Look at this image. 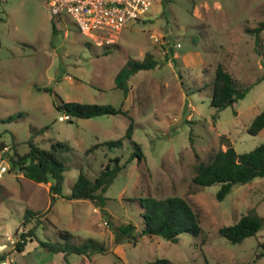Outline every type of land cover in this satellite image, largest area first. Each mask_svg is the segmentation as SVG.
I'll use <instances>...</instances> for the list:
<instances>
[{"label": "rangeland", "instance_id": "1", "mask_svg": "<svg viewBox=\"0 0 264 264\" xmlns=\"http://www.w3.org/2000/svg\"><path fill=\"white\" fill-rule=\"evenodd\" d=\"M259 22H264V0H152L136 20L103 37L81 33L67 15L52 17L44 0H0V119L22 115L0 122V165L6 168L0 177V255L6 253L3 257L13 264H143L152 258L168 264H264L259 245L264 226L236 244L217 232L248 211L264 219V177L234 184L220 201L215 199L219 184L190 183L194 166L217 150L231 146L244 153L264 145V128L255 135L246 132L251 119L264 111V31L257 42L251 32ZM147 52L162 64L130 76L124 95L114 87V74ZM217 63L236 88L249 87L220 110L209 105ZM60 101L109 104L126 110L130 119L115 114L60 121L58 116L65 115L55 107ZM129 122L130 139L139 145L150 181L140 178L133 159L103 193L106 214L88 201L67 200L80 170L93 179L108 159L117 156L123 162L133 151L124 138ZM29 138L42 149L54 141L69 146L57 151L65 170L61 196L53 200L48 184L26 179L8 162V147L15 144L18 153H25ZM114 139L121 145L84 153ZM167 196L187 201L198 217L199 236L181 233L171 242L140 235V208L126 199ZM26 209L47 211L35 228L37 239L53 242L57 230H65L71 243L92 238L106 253L69 254L64 261L34 240L18 253L14 246L26 231L19 225ZM120 224L133 226L135 241L113 243L112 228Z\"/></svg>", "mask_w": 264, "mask_h": 264}, {"label": "trees", "instance_id": "2", "mask_svg": "<svg viewBox=\"0 0 264 264\" xmlns=\"http://www.w3.org/2000/svg\"><path fill=\"white\" fill-rule=\"evenodd\" d=\"M53 30L54 26L52 25ZM264 31V22H259L253 29L252 33L256 34ZM261 50L259 45L258 51ZM172 54L171 49L164 53V63ZM151 53H145L140 60L126 61L114 74V87L119 88L126 95L128 86L127 81L130 76L141 70H151L161 65ZM264 79V72L261 76ZM249 87L236 88L234 79L217 63L212 71L211 94L209 105L220 110L227 106H232L238 99H241ZM44 91L50 92L49 89ZM55 107L62 110L65 115L73 118H92L102 115L122 114L129 118L126 110L120 107L115 108L109 104H92L77 103L70 101H60ZM21 114L8 116L0 119V122H9L20 118ZM130 119V118H129ZM264 128V111L256 114L246 128L250 135L257 134ZM132 123L129 122L124 131V138L129 140L133 151L129 156L120 162L119 157L108 159V162L100 168L98 174L89 179L80 170L70 189L69 194L65 197L67 200H85L97 208L101 214H106L103 209L106 197L103 193L113 181L116 175L133 159L136 160L140 178L143 181H150V173L145 164L144 156L139 145L133 142L131 137ZM27 151L18 153L15 144L10 145L7 154L8 162L12 168H15L26 179L36 184H48V194L50 199L61 196V184L65 163L58 157L57 151L68 150L66 142L54 141L50 149H42L36 146L32 139L26 141ZM122 143L121 139L107 140L100 144H94L84 153L91 152L99 146L118 147ZM0 146H2L0 144ZM6 156V155H3ZM258 177H264V145H258L252 150L244 153H236L231 146H226L224 150L214 152L205 163H197L194 166L193 175L190 183L196 187L219 184L215 193V199L220 201L228 194L234 184H243ZM128 201H135L140 208L141 229L140 235L160 236L171 242H175L177 236L181 233H188L192 236H199L201 228L196 213L187 203L179 196H167L164 198H127ZM47 211H31L26 209L20 221V226L26 227L25 233H21V241L16 242L14 249L18 253L24 250L27 241L34 240L43 250L50 253H60L63 260L69 254L90 256L94 253H106V247L92 238H85L79 244H73L69 241L71 235L65 230H57L58 240H39L35 237L34 231ZM264 226V219L253 211H248L239 217L237 221L230 225L218 228L217 232L224 237L229 243L236 244L244 238L253 236ZM133 226L131 224H120L112 228L113 243L119 244L124 240L135 241L132 235ZM264 248V242L259 244ZM6 253L0 255V260ZM143 264H168L164 258H152Z\"/></svg>", "mask_w": 264, "mask_h": 264}, {"label": "built area", "instance_id": "3", "mask_svg": "<svg viewBox=\"0 0 264 264\" xmlns=\"http://www.w3.org/2000/svg\"><path fill=\"white\" fill-rule=\"evenodd\" d=\"M50 15H67L83 34L108 37L146 12L152 0H44ZM179 47V44H176ZM67 115L58 120H68ZM6 168L0 165V177ZM105 223V222H104ZM0 264H13L5 256Z\"/></svg>", "mask_w": 264, "mask_h": 264}, {"label": "crops", "instance_id": "4", "mask_svg": "<svg viewBox=\"0 0 264 264\" xmlns=\"http://www.w3.org/2000/svg\"><path fill=\"white\" fill-rule=\"evenodd\" d=\"M93 210L98 212V209H97V208H95V207H93ZM36 244H37V243H36ZM22 252H23V251H22Z\"/></svg>", "mask_w": 264, "mask_h": 264}]
</instances>
